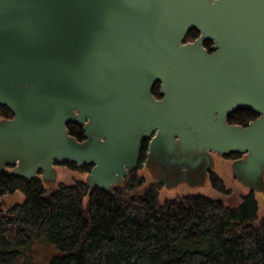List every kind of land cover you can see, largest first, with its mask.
Returning a JSON list of instances; mask_svg holds the SVG:
<instances>
[{"label": "water", "instance_id": "1", "mask_svg": "<svg viewBox=\"0 0 264 264\" xmlns=\"http://www.w3.org/2000/svg\"><path fill=\"white\" fill-rule=\"evenodd\" d=\"M0 105V174L54 182L68 160L110 190L148 140V161L189 178L240 154L234 175L264 191V0H0ZM238 108L259 116L228 123Z\"/></svg>", "mask_w": 264, "mask_h": 264}, {"label": "trees", "instance_id": "2", "mask_svg": "<svg viewBox=\"0 0 264 264\" xmlns=\"http://www.w3.org/2000/svg\"><path fill=\"white\" fill-rule=\"evenodd\" d=\"M198 36L193 29L185 42ZM153 93L161 97L160 82ZM13 116L0 105V120ZM258 116L238 108L228 123L247 126ZM67 127L77 140L85 139L82 126ZM148 147L144 140L137 166L110 190L76 180L48 191L41 172L27 180L7 168L0 174V197L21 192L24 201L6 209L0 200V264H33L37 255L46 264H264V217H258L255 192L237 206L203 195L161 202V184L141 174L150 168ZM54 164L82 173L93 167L68 160ZM210 172L212 186L227 192L223 180Z\"/></svg>", "mask_w": 264, "mask_h": 264}, {"label": "rangeland", "instance_id": "3", "mask_svg": "<svg viewBox=\"0 0 264 264\" xmlns=\"http://www.w3.org/2000/svg\"><path fill=\"white\" fill-rule=\"evenodd\" d=\"M215 165L212 169L224 182L227 192H220L212 186L210 180L211 172L206 175V181L202 184H196L195 181L190 179H182L181 183L168 184L159 182L161 184L160 201L165 199H173L176 197H183L186 195H203L210 199L222 202L226 206H237L240 204L242 197L248 194L251 189L244 185L233 173L232 159L225 156L215 155L213 156ZM57 167V179L54 182H45L48 191L57 188L58 184H73L76 180H87L88 173H82L74 171L63 165H56ZM10 170V169H9ZM148 181L153 182L156 180L155 175L151 172L150 168L144 167L141 171ZM255 196L258 201V217L259 219L264 217V191L255 190ZM3 201L6 209L11 208L17 203L24 201V196L21 192H15L13 194H5L0 197ZM87 202L85 199L84 203ZM33 264H46V261L41 255H37L34 258Z\"/></svg>", "mask_w": 264, "mask_h": 264}, {"label": "flooded vegetation", "instance_id": "4", "mask_svg": "<svg viewBox=\"0 0 264 264\" xmlns=\"http://www.w3.org/2000/svg\"><path fill=\"white\" fill-rule=\"evenodd\" d=\"M209 40L204 41V47L207 49L208 52L212 51V44L208 47L207 43ZM212 156L218 155L217 153H211ZM226 157V156H225ZM239 157L241 158L242 155L239 154ZM206 164V161L204 164L197 166V168L194 169V172L191 175V178L193 179H201L203 175L206 174V172H210L209 169H205L204 171V165ZM151 168V172L157 177L160 178L161 181H165L168 183H174L176 181H181L182 179L189 178L186 174L183 175V172H173L176 170L175 168L171 167H162L161 165L156 164L155 162H151L149 164ZM190 178V179H191Z\"/></svg>", "mask_w": 264, "mask_h": 264}]
</instances>
